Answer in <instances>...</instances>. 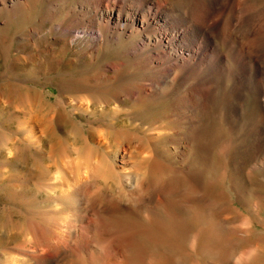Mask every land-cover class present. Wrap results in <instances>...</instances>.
I'll use <instances>...</instances> for the list:
<instances>
[{"label":"rangeland","instance_id":"1","mask_svg":"<svg viewBox=\"0 0 264 264\" xmlns=\"http://www.w3.org/2000/svg\"><path fill=\"white\" fill-rule=\"evenodd\" d=\"M123 1L132 7L143 0H118L119 5ZM156 1L163 12L173 6L191 12L205 3ZM25 3L0 0V88L13 84L0 98V264H10L11 255L20 264H264V72L257 70L259 42L241 40L247 48L244 62L243 55H227V44L216 31L217 50L224 54L217 57L216 50L208 49L207 61L185 71L192 76L212 71L216 60L225 67V74L214 75L221 83L208 103L199 97L191 101L197 83L193 78L163 86L141 100H123L116 108L115 102L107 107L93 102L86 112L77 104L89 93L96 96L107 88L110 95L117 82L136 86L148 74L167 69L155 58L159 54L148 36L157 26L122 34L105 29L101 39L98 33L82 32L76 38L60 26L75 17L79 22L92 18L88 0ZM235 3L239 17L241 8L248 7L264 20V0ZM227 11L228 3L210 16V24ZM185 42L204 48L207 43L190 34ZM136 45L141 50L134 54ZM20 85L26 86L24 91L41 92L49 125L57 128L43 138V158L26 139L29 127L20 126L25 117ZM60 111L69 116L64 125L57 120ZM124 128L145 139L146 158L139 157V168L154 172L159 195L130 210L113 198L102 208L95 190L107 187L119 195L121 152L115 134ZM100 130H105L109 147L97 142ZM85 153L92 161L100 158L108 171L88 196L71 202L54 190L48 174ZM43 234L51 242L42 243Z\"/></svg>","mask_w":264,"mask_h":264},{"label":"bare ground","instance_id":"2","mask_svg":"<svg viewBox=\"0 0 264 264\" xmlns=\"http://www.w3.org/2000/svg\"><path fill=\"white\" fill-rule=\"evenodd\" d=\"M88 1L94 8V13L91 11V14L93 15L92 18L89 17L87 20L79 22L78 18L75 17L72 19L73 22H67L66 25L62 24L60 26L62 30L69 31L72 34L76 33V38L81 37L84 32H94L98 33L97 37L101 39L103 37L102 31L105 29H113L115 33L122 34V32H127L129 28L139 29L141 27L143 29L154 24L157 27L155 31L154 29L152 32L149 31L148 36L153 37L156 52L159 54V56H156L155 58L158 57V61L163 62V64H167V69L148 74L145 79L136 86L130 83H123L119 85L117 82L116 84L118 87L115 85L117 90L112 89L110 95L106 94L107 88L103 89V91L99 90L98 95L95 94L98 98L89 93L85 96L83 102L79 103L80 105L77 104L78 108L83 111L88 112L90 109L92 110L93 102H99L103 107H107L109 104L111 105L112 102H115L116 104L114 106L116 108L118 107L117 103L119 104V102L123 100H141L149 94L157 93L163 86H167L169 84L171 85L173 82L175 84H185L193 78L197 79V83L191 88L193 96L191 101H193L195 97H199L200 100L202 99L207 103L208 100L212 101L216 96V87L219 83H221L220 81H216L218 79H216L214 75L225 74L227 72L225 67L218 66L216 60L210 66V70L212 71H200L199 74H195L194 76L186 74L185 71L188 68L193 69L197 67L201 61H207V54L211 52L208 51V49L212 51L216 50L218 53L217 57H221L224 54L219 51V49L217 50L218 47L215 42L216 31L223 36V40L227 44V55H239L240 57L243 55L245 58L244 62L247 58L244 52V50H247V48H245L246 43H244V41L257 40L259 43L256 53L259 55L261 52L262 54L256 58L258 59L257 70H263L264 72L263 16L261 17L260 14L256 13L251 8L242 7L241 9L244 13L239 17L235 3L236 0H205L201 9L195 8L191 12L187 9L185 10V8L180 9L179 7L175 8L174 6L169 11L163 12V10H161L162 6H158L156 0L148 2L143 0L132 7H128L126 1H123L121 5H119L118 0ZM30 2L31 0H27L25 6L29 5ZM226 3H228V13H226L227 16L219 21L214 20L210 24V16L216 14ZM241 9L239 11H241ZM189 34L193 36H203L207 42L205 45L207 48H204L199 42H194L193 45L185 42V38L187 35L189 36ZM200 47H203L204 49L201 51ZM139 49V46L136 45L133 48L132 53L137 54ZM153 58L154 57L152 55L151 59ZM180 68H184L183 72L177 73L176 70ZM243 79L244 77H240L241 81H243ZM12 87L13 84L11 82L3 85V87L0 88L2 89L0 90V98L6 97L5 95L10 93ZM25 87L26 86L23 85L20 88L22 92L18 94L19 97L17 96L18 99L20 98V102H22L21 104L19 103L21 107H23V109L20 108L22 109L21 112L25 115V117L20 121V126L26 129L29 127L26 139L35 145L38 155L43 158L47 155V151L43 146V138L45 134L49 133V131L51 133V131L55 129L57 130V128L53 125L50 126V121L47 120V114L45 111L46 108L42 103L43 99L40 95L41 92L32 93L28 90H22L23 88L25 89ZM236 94L240 97L243 96V92L241 90L237 91L236 89ZM112 96L113 98H111ZM73 99L74 98H70L68 100L70 102ZM187 101L189 103V100ZM173 113L174 116H179L180 114L175 112ZM67 115L65 112L60 111L57 116L58 123L63 125L66 124L69 118ZM82 132H84V130ZM84 133L81 134L82 137L86 136L87 138V134L84 135ZM158 134L159 132H155L152 135L156 137ZM169 134L172 133L169 132ZM95 135L99 144L109 147V141L105 135V130L96 131ZM115 136L118 141L117 147L121 152L120 160L118 162L119 165H117L121 176V184L118 188L119 195L115 196L114 193L109 190L110 188L107 187L105 191L99 189L95 190L93 195L100 198L101 206H99L102 208L105 207V201L111 203V199L113 198V200H116L115 204L117 206L130 210L132 206H142L145 202L157 197L159 194L153 178L154 172H149L148 169L145 170V168L144 170H142L143 168H139L141 164L139 157L142 156V158H146L143 155L145 149V139L133 130L125 128L117 131ZM185 137H187L186 133L181 132V138L185 139ZM113 150L114 148L108 151L111 157L115 155L112 152ZM169 150L170 147L166 146L165 152L168 153ZM161 158H166L165 161L169 162V156ZM60 165L61 167L57 171L48 174V179L51 181V185L54 187V190H60L62 198L68 199L71 202H79L81 197H85L88 192L92 190L95 185H97L98 180L101 177L106 176L108 171L106 165H103L100 158L98 159L94 156V160L92 161L88 153L80 155L79 157L71 158L70 160L68 159ZM89 222L90 220H88V223ZM39 240L42 241V243L44 241H46V243L51 242L50 238L44 234ZM10 258V264H20L18 257H15V255H11Z\"/></svg>","mask_w":264,"mask_h":264}]
</instances>
